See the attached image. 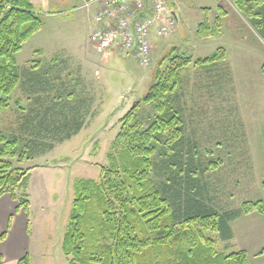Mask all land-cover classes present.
Returning <instances> with one entry per match:
<instances>
[{
    "label": "rangeland",
    "instance_id": "374dc122",
    "mask_svg": "<svg viewBox=\"0 0 264 264\" xmlns=\"http://www.w3.org/2000/svg\"><path fill=\"white\" fill-rule=\"evenodd\" d=\"M166 1L178 15L177 30L169 39L153 40L152 65L143 68L115 49L108 56L92 50L89 36L96 25L87 22L86 0H33L43 25L16 55L20 80L1 113L0 133L19 141L23 160H6L16 176L30 169L28 189L17 188L15 194L28 195L33 240L49 251L35 264H69L61 244L73 186L97 180L100 167L109 165L120 119L140 101L155 74L168 68L170 56L190 60L168 95L183 121V138L170 158L165 135L160 137L153 157L155 185L174 190L179 181L183 190L191 171V193L202 192L218 214L264 202V40L232 0ZM204 24L218 34L200 38ZM220 48L225 61L195 66ZM46 113L48 124L43 123ZM136 115L146 129L157 113L153 105L142 104ZM75 122L81 127L73 132ZM230 225L235 244L250 238L258 244L246 245L250 261L256 249L264 251V215H240ZM216 249L237 251L220 241Z\"/></svg>",
    "mask_w": 264,
    "mask_h": 264
},
{
    "label": "trees",
    "instance_id": "16d2710c",
    "mask_svg": "<svg viewBox=\"0 0 264 264\" xmlns=\"http://www.w3.org/2000/svg\"><path fill=\"white\" fill-rule=\"evenodd\" d=\"M232 2L264 40V0ZM42 25L31 0H0V116L19 84L16 55ZM215 34L218 30H211L207 24L199 27L200 38ZM225 58L220 48L196 61L195 66L208 67ZM189 64V59L170 56L168 68L155 74L147 92L120 119L122 126L107 156L109 165L100 167L97 180L74 185L62 241L64 255L71 258L69 264H248L245 251L225 254L216 249V243L232 239L230 223L240 215H264V202L244 203L240 212L218 214L202 192L191 193V171L187 172L183 190L179 181L176 189L173 185L174 190L167 184L158 189L152 179L160 137L166 136L165 153L170 158H175V146L183 138V121L170 106L168 95L175 92L180 73ZM142 104L153 105L157 113L146 129L136 115ZM43 118L48 124L47 113ZM80 127L75 122L73 132ZM18 150L17 138L0 133V197L9 194L18 201V209L28 215L27 197L18 198L15 191L26 189L30 169L17 177L6 161L18 158L21 162L24 155ZM4 239L5 233L0 235V243ZM17 264H31L30 256L25 255Z\"/></svg>",
    "mask_w": 264,
    "mask_h": 264
},
{
    "label": "built area",
    "instance_id": "2783aa9c",
    "mask_svg": "<svg viewBox=\"0 0 264 264\" xmlns=\"http://www.w3.org/2000/svg\"><path fill=\"white\" fill-rule=\"evenodd\" d=\"M95 27L89 36L92 50L101 56L115 49L132 56L143 68L152 65L153 40L169 39L178 21L166 0H92ZM176 14V13H175Z\"/></svg>",
    "mask_w": 264,
    "mask_h": 264
},
{
    "label": "crops",
    "instance_id": "0c3cea01",
    "mask_svg": "<svg viewBox=\"0 0 264 264\" xmlns=\"http://www.w3.org/2000/svg\"><path fill=\"white\" fill-rule=\"evenodd\" d=\"M31 4L34 6L33 0H31ZM92 5L93 4L86 1V5L84 6L87 11V22L90 26L94 24L93 18L96 13V6L92 8ZM92 29L93 28H91V31ZM30 176L31 173L29 172L28 183L25 191L29 187ZM25 196L28 200V195L25 194ZM28 202L29 214L27 215L22 209H18V201L13 200L9 194H5L0 197V235L5 233L4 241L0 243V264H17V262L27 254L31 258V264H35L37 257H41V259L48 258L49 251L41 247L39 248L38 241L33 240L31 202ZM250 215L251 214L245 216L248 217ZM230 227L232 230V239L226 243L233 245L234 249L237 251H245L248 257V264H264V251H260L259 248L254 251L252 254L253 259L250 261L251 259L246 245H248V247L257 248L258 244H255V240L250 238L251 240L247 239V243L245 245L243 242L235 244L236 234L232 225H230ZM62 254H64L63 251ZM65 258L68 260L66 256Z\"/></svg>",
    "mask_w": 264,
    "mask_h": 264
},
{
    "label": "water",
    "instance_id": "95a60500",
    "mask_svg": "<svg viewBox=\"0 0 264 264\" xmlns=\"http://www.w3.org/2000/svg\"><path fill=\"white\" fill-rule=\"evenodd\" d=\"M174 14V16H175V19L178 21V16H177V14H175V13H173Z\"/></svg>",
    "mask_w": 264,
    "mask_h": 264
}]
</instances>
